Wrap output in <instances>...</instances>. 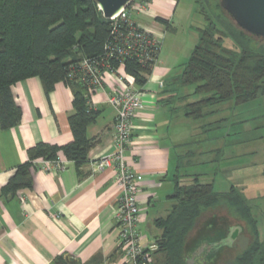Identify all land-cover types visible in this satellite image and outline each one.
<instances>
[{
    "label": "crops",
    "instance_id": "crops-1",
    "mask_svg": "<svg viewBox=\"0 0 264 264\" xmlns=\"http://www.w3.org/2000/svg\"><path fill=\"white\" fill-rule=\"evenodd\" d=\"M178 5L179 0H152L147 10L133 13L134 20L161 42L155 68L140 88L149 97L147 106L133 120V140L126 156L137 175L142 211L139 233L145 246L161 236L155 222L166 218L176 204L171 195L180 174L178 160L196 129L182 110L184 103L174 97L180 92L174 80L190 59L188 51L184 55L178 47L169 48L168 35L178 32L172 14ZM195 46L188 48L191 54ZM171 51L180 54L178 58H172ZM122 74L123 69L116 76L107 74L104 89L91 94L94 109L100 114L87 128V137L95 142L87 161L78 167L61 155L58 159L67 161L63 171H33L31 188L1 198L0 264H52L61 255L70 256L76 264H126L114 218L119 195L116 170L110 167L98 172L93 165L115 149L117 110L107 103V97L122 85L118 80ZM12 93L22 118L13 128H0V191L17 168L29 161V149L39 143L64 146L74 141L69 124L74 113L73 94L67 85L58 83L47 96L41 80L33 77L14 85ZM211 153L217 157L214 162L224 163L223 149H212ZM243 224L229 216L210 214L193 231L206 225L205 235L196 232L197 239L185 255L187 264L233 263L251 241ZM158 258L163 257L160 254Z\"/></svg>",
    "mask_w": 264,
    "mask_h": 264
},
{
    "label": "trees",
    "instance_id": "trees-1",
    "mask_svg": "<svg viewBox=\"0 0 264 264\" xmlns=\"http://www.w3.org/2000/svg\"><path fill=\"white\" fill-rule=\"evenodd\" d=\"M197 1L206 25L198 29L199 42L174 80L180 90L174 97L184 103L182 110L187 117L202 120L217 113L210 108L227 103L237 107L264 96V40L239 29L220 7V0H204L205 5ZM109 41L111 21L95 0H0V128L10 129L21 122L22 111L12 87L33 77L41 80L47 96L58 83L67 85L74 107L69 118L74 141L64 146L39 143L29 149V161L19 166L1 189L3 198L31 188L35 160H56L63 155L78 167L87 161L95 145L87 137V128L100 111L91 102L95 89L81 80L82 60L109 63L117 72L123 69L134 76L138 89L145 85L155 64H142L133 57L123 61L108 58L105 47ZM226 41L232 45L226 46ZM194 95L202 98L190 101ZM171 198L176 200L172 211L155 222L162 231L156 240L159 251L155 264H187L185 254L193 244L188 240L196 221L208 211L219 218L220 212H226L249 227L251 243L231 264H264V242L259 239L257 220L249 201L235 187L220 193L212 183H200L197 178L191 184L177 181ZM205 234L204 230L200 236ZM160 254L162 260H158ZM52 264L76 263L61 255Z\"/></svg>",
    "mask_w": 264,
    "mask_h": 264
},
{
    "label": "rangeland",
    "instance_id": "rangeland-1",
    "mask_svg": "<svg viewBox=\"0 0 264 264\" xmlns=\"http://www.w3.org/2000/svg\"><path fill=\"white\" fill-rule=\"evenodd\" d=\"M201 2L205 5L204 0ZM201 8V3L197 0H179V5L172 9L173 24L178 32L168 35L170 49L178 47L182 49V54L185 55L188 51V57L191 56V50L188 48L198 44V28H204L206 25ZM231 45L230 41H226V46ZM172 53L175 54L171 55L172 58H178L180 55ZM201 98L202 96L194 95L190 101ZM208 110H217V113L206 119L191 120L192 129H196L186 151L194 153L185 151L179 157L180 174L177 181L181 184H191L196 177H200V183H213L215 191L224 193L235 187L249 201L252 214L258 223L261 241L264 242V96L237 107L227 103ZM218 121V125L209 126ZM212 149L224 150V163L213 161L217 157L211 153ZM210 214L211 211L204 213L196 221V226L202 225ZM220 215L222 217L229 214L222 211ZM229 218L235 221L232 217ZM245 230L250 236L246 224ZM198 231L200 236L201 231H204L203 227H199L196 232ZM196 232L193 233L194 237L190 235L193 238L191 237L192 240L190 239L188 244L195 242ZM250 243L251 241L247 246Z\"/></svg>",
    "mask_w": 264,
    "mask_h": 264
},
{
    "label": "built area",
    "instance_id": "built-area-1",
    "mask_svg": "<svg viewBox=\"0 0 264 264\" xmlns=\"http://www.w3.org/2000/svg\"><path fill=\"white\" fill-rule=\"evenodd\" d=\"M152 0H131L130 4L111 21V41L106 44L107 57L123 61L136 58L140 63H154L159 57L161 42L143 29L133 18L136 10L145 11ZM154 65V68H155ZM153 68V69H154ZM103 70V71H102ZM81 80L86 81L95 90L104 89L107 74L117 75V70L109 63L84 59L79 63ZM122 83L107 97V103L117 110L114 122V151L96 160L94 169L102 172L114 167L115 183L119 189L114 218L119 228V249L126 264H155L159 245L156 242L147 246L141 243L139 226L142 223V211L139 202L137 175L127 163V152L133 140V120L137 112L147 106L145 91L136 87L135 77L124 73L118 76ZM163 86V83H161ZM153 100V98H152ZM67 166V161L56 159H38L32 162V171L60 172ZM0 192V200H1Z\"/></svg>",
    "mask_w": 264,
    "mask_h": 264
},
{
    "label": "water",
    "instance_id": "water-1",
    "mask_svg": "<svg viewBox=\"0 0 264 264\" xmlns=\"http://www.w3.org/2000/svg\"><path fill=\"white\" fill-rule=\"evenodd\" d=\"M106 19H111L131 0H95ZM220 7L246 34L264 40V0H220ZM191 264V263H188Z\"/></svg>",
    "mask_w": 264,
    "mask_h": 264
}]
</instances>
